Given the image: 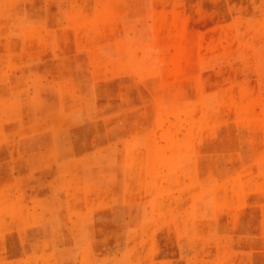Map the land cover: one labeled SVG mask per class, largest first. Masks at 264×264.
Wrapping results in <instances>:
<instances>
[{
	"label": "rangeland",
	"instance_id": "374dc122",
	"mask_svg": "<svg viewBox=\"0 0 264 264\" xmlns=\"http://www.w3.org/2000/svg\"><path fill=\"white\" fill-rule=\"evenodd\" d=\"M0 264H264V0H0Z\"/></svg>",
	"mask_w": 264,
	"mask_h": 264
}]
</instances>
